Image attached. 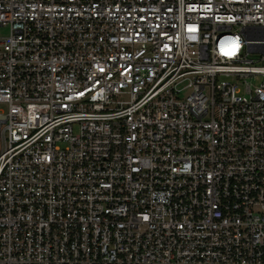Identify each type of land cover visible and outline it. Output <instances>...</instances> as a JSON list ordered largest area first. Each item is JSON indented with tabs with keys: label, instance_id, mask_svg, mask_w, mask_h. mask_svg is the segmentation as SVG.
I'll return each mask as SVG.
<instances>
[{
	"label": "built area",
	"instance_id": "2783aa9c",
	"mask_svg": "<svg viewBox=\"0 0 264 264\" xmlns=\"http://www.w3.org/2000/svg\"><path fill=\"white\" fill-rule=\"evenodd\" d=\"M0 264H264V0H0Z\"/></svg>",
	"mask_w": 264,
	"mask_h": 264
},
{
	"label": "rangeland",
	"instance_id": "374dc122",
	"mask_svg": "<svg viewBox=\"0 0 264 264\" xmlns=\"http://www.w3.org/2000/svg\"><path fill=\"white\" fill-rule=\"evenodd\" d=\"M1 33H7V29H5V28H1Z\"/></svg>",
	"mask_w": 264,
	"mask_h": 264
}]
</instances>
